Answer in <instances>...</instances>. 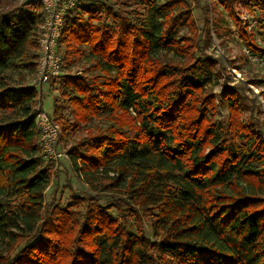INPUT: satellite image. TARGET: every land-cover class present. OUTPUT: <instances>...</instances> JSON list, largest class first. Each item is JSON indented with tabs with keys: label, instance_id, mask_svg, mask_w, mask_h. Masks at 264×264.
Listing matches in <instances>:
<instances>
[{
	"label": "trees",
	"instance_id": "obj_1",
	"mask_svg": "<svg viewBox=\"0 0 264 264\" xmlns=\"http://www.w3.org/2000/svg\"><path fill=\"white\" fill-rule=\"evenodd\" d=\"M240 2L200 7L203 33L213 31L218 4L235 22L239 8L264 12V0ZM136 4L132 15L75 5L64 18L58 97L72 121L55 101L57 143L92 119L99 124L66 150L72 172L95 195L72 194L64 207L44 203L55 160L44 157L36 126L42 102L29 84L43 10L28 0L0 15V264H264L259 123L241 120L240 88L206 89L214 63L197 55L186 0ZM182 26L188 35L180 36ZM241 36L264 55L250 34ZM161 52L176 59L163 61ZM79 62L86 71L70 73ZM217 97L228 105L225 128L213 120ZM101 194L110 206L97 203Z\"/></svg>",
	"mask_w": 264,
	"mask_h": 264
},
{
	"label": "rangeland",
	"instance_id": "obj_2",
	"mask_svg": "<svg viewBox=\"0 0 264 264\" xmlns=\"http://www.w3.org/2000/svg\"><path fill=\"white\" fill-rule=\"evenodd\" d=\"M26 1L28 0H0V15L8 9L17 7ZM186 1L192 9L198 28L199 45L197 55L205 54L211 57L214 63V79L206 86V89L218 95L224 86L240 88L241 120L250 123L251 119H256L259 123L258 129L264 134V69L246 57L243 48L248 49L249 47L246 46L244 38L241 36V32H243L242 26H250V29L246 27V34H250L253 37L251 38L253 43L259 48L264 49V12L254 9V13H251L246 9L239 8L240 11L237 14L239 21L235 22L219 4L213 6L212 10L214 13L210 16L214 19L212 23L213 31L207 36L202 31V13L199 8L209 5L210 0ZM136 3L137 0H76V6L78 7L93 4L102 10V7L108 6L113 10H125L130 15L134 14V11L137 9ZM143 12V9L138 10L140 14H143ZM109 24H111L110 21ZM188 34L189 31L186 26H182L180 36ZM250 51L253 52L252 50ZM158 57L163 61L166 59H176L172 52H161L158 54ZM86 69L87 65L79 62L70 73L83 74V71H86ZM63 73L64 71L58 77ZM58 77L53 78L54 80L50 79L47 83H43L41 88L34 87L31 82L29 84L36 89V92L40 96L42 102L41 112L52 117L54 102L57 101L58 104L62 105L61 112L65 119L72 121L69 107L58 97ZM249 99L255 100V108H250ZM213 120L224 128L227 126L228 105L226 101L220 100L218 97ZM97 122V120L92 119L89 124L81 126L75 134L71 135L67 143H57L55 154H58V156L54 159L56 175L44 194V203L46 205L49 204V208L52 206L64 207L69 202L72 194L85 201L90 197H94L95 194L72 172L66 150L74 141L84 136L86 128H93L99 125ZM96 199L97 203L102 207H108L112 203L111 196L108 194H101ZM83 210L82 208L81 212ZM109 212L115 215L114 210L111 209ZM144 230L147 237L153 239L149 222L146 220L144 221ZM21 246L17 247V249Z\"/></svg>",
	"mask_w": 264,
	"mask_h": 264
},
{
	"label": "built area",
	"instance_id": "obj_3",
	"mask_svg": "<svg viewBox=\"0 0 264 264\" xmlns=\"http://www.w3.org/2000/svg\"><path fill=\"white\" fill-rule=\"evenodd\" d=\"M41 5L43 10V22L37 32V61L36 70L32 76L31 83L36 88H41L43 83L58 77L62 72V55L59 52V41L62 37L64 18L68 10L76 5V0H31ZM241 0L239 5L243 3ZM243 25L242 30L246 32ZM248 59L264 69V55L251 52L250 49L243 48ZM36 126L40 131V143L46 159H55L59 127L53 119L43 112L36 113Z\"/></svg>",
	"mask_w": 264,
	"mask_h": 264
}]
</instances>
